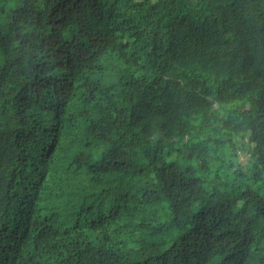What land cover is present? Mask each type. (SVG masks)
I'll use <instances>...</instances> for the list:
<instances>
[{
  "label": "trees",
  "instance_id": "16d2710c",
  "mask_svg": "<svg viewBox=\"0 0 264 264\" xmlns=\"http://www.w3.org/2000/svg\"><path fill=\"white\" fill-rule=\"evenodd\" d=\"M0 264H264V0H0Z\"/></svg>",
  "mask_w": 264,
  "mask_h": 264
},
{
  "label": "rangeland",
  "instance_id": "374dc122",
  "mask_svg": "<svg viewBox=\"0 0 264 264\" xmlns=\"http://www.w3.org/2000/svg\"><path fill=\"white\" fill-rule=\"evenodd\" d=\"M248 158H249L248 155L242 152L241 155H240V162L243 165H245V164H247Z\"/></svg>",
  "mask_w": 264,
  "mask_h": 264
}]
</instances>
